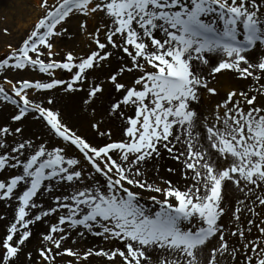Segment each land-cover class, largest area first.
Wrapping results in <instances>:
<instances>
[{
	"label": "snow or ice",
	"instance_id": "6c2138e0",
	"mask_svg": "<svg viewBox=\"0 0 264 264\" xmlns=\"http://www.w3.org/2000/svg\"><path fill=\"white\" fill-rule=\"evenodd\" d=\"M39 7L32 28L0 58V70L31 67L49 76L15 83L5 77L8 90L0 85V100L13 108L10 123L0 126V170L15 171L0 178V201L13 207L0 234V264H86L92 256L107 264H219L217 254L229 252L227 237L246 239L231 227L241 200L234 201L230 227L220 223L228 211L225 185L253 200L248 185H259L264 209V100L256 103L264 96V0H40ZM73 18L94 47L55 59V40L68 35ZM250 50L258 53L252 60ZM55 70L67 71L68 79ZM224 80L249 83L221 95ZM257 81L258 91L252 90ZM80 88H86L84 104L105 91L118 94L106 114L125 121L121 138L112 139L98 121L90 124L93 142L62 120L52 95L47 106L29 96ZM202 98L207 106H200ZM29 116L40 121L41 136L24 138L22 121ZM10 135L20 138L14 146ZM165 155L180 162V178L191 183L159 176ZM154 162L159 183L147 176ZM134 189L160 194L148 197L159 205L154 213ZM36 222L46 230L33 260L26 245ZM258 231L261 236L239 245L243 264H264V226ZM88 235L110 246H62L66 238Z\"/></svg>",
	"mask_w": 264,
	"mask_h": 264
},
{
	"label": "rangeland",
	"instance_id": "374dc122",
	"mask_svg": "<svg viewBox=\"0 0 264 264\" xmlns=\"http://www.w3.org/2000/svg\"><path fill=\"white\" fill-rule=\"evenodd\" d=\"M39 2L40 0H0V58H2L7 53V45L11 43L13 47H15L18 42L26 35V33L32 28L37 17L42 14V9H40L39 7ZM51 2L52 0H49V3ZM261 13L264 14V9H261ZM92 27L93 25L90 22L88 24V31H92ZM5 28L8 30L7 33L3 31V29ZM90 47H94V45L91 43V37L87 34V32H81L78 29L77 19L73 18L69 21L68 35L63 36L62 38H56L55 40L54 51L58 54L54 58L61 59L64 52L68 50L73 51L74 54L86 52ZM54 74L56 77L63 78L65 80H67L69 76V73L67 71L60 70H55ZM5 77H7L8 79H12L14 83L19 79H29L30 81L40 79L43 81L49 78L47 74H42L38 69H33L31 67H26V69L22 70H17L15 68H12L11 70H0V85L4 86L6 90H8L9 86L4 79ZM100 79L103 80V76H101ZM123 79H127V76L125 75ZM232 85L233 84L230 83L228 84L229 87L223 88L221 90V84H219L221 95L224 94V90L230 89ZM85 91L86 88H80L77 89V91L73 94L65 95L62 91L53 92L50 90H44L37 93L30 92L29 96L30 98L38 100L44 103L45 106H47V96L52 95L55 99V107L59 109L62 120L66 122L68 126L77 131L78 134L86 136L93 142H96L97 138L95 136V132L91 129L90 124L92 122L98 121L102 122V130L111 129L112 139L121 138V129L125 121L122 118L117 119L115 116L110 117L106 114V109L108 108L110 100L112 99V97L118 98V94L112 93V96H110L108 91H105V93L98 97L94 102L89 101L88 104H84L82 101L86 99ZM213 99L216 98L213 97ZM256 103L259 104L260 100L257 99ZM207 104L208 102L204 98H202L200 101V106H207ZM122 110L126 111L125 115L133 114L131 108H123ZM12 112V106L0 100V126L6 123H10L9 116ZM205 115H207V113H205ZM22 124L24 128V138L26 139L30 138L32 134H35L37 137L43 134L44 129L41 126L40 121L33 119L32 116L24 119L22 121ZM12 126L15 127L17 125L13 124ZM19 139V137H14L11 135L9 136V142L12 143L13 146L15 142L19 141ZM148 172L154 175L150 177L148 176L150 182H160L159 177L153 170L149 169ZM11 174H15V171L10 169L0 170V178H5L7 176H10ZM167 176L168 174L162 175V177L165 178H168ZM258 186L259 185H248L249 188L254 189V195L256 197L257 205L254 206L252 204L255 200H253L252 202H248V216L249 219L253 220V225L249 226L246 223V239L243 240L242 244L253 241L255 237L262 235L259 233L258 227L264 226V209H262L260 204L257 202L259 197L261 196V190ZM231 187L234 188V186ZM134 190L141 192L140 203H143L142 205L146 203L149 204L148 206H151V208L159 207L158 204H154L151 200L148 199V197L152 195L159 196L160 194L141 189ZM44 204H48L47 199L44 200ZM0 213L5 214V217L3 219H0V234H2L4 231V225L7 224L13 216V207H6L4 202L0 201ZM41 225L44 226L42 222H36L32 227V237L30 239L31 241L29 240L31 243L34 240H37V242H40L41 244L44 243L39 238V234L46 229H43ZM112 243L115 244L116 242L113 241ZM102 245L106 248L110 246L104 241L102 242ZM73 249L77 250L76 248ZM35 250L33 253V260H35L36 256ZM241 251H243V249H241ZM67 259H69V257L65 254L64 260ZM57 262H60V260L58 259ZM105 262L106 259L98 257L97 260H95L91 264H102Z\"/></svg>",
	"mask_w": 264,
	"mask_h": 264
},
{
	"label": "bare ground",
	"instance_id": "6f19581e",
	"mask_svg": "<svg viewBox=\"0 0 264 264\" xmlns=\"http://www.w3.org/2000/svg\"><path fill=\"white\" fill-rule=\"evenodd\" d=\"M217 26L218 27H222V25L217 22ZM262 28H264V24L260 25ZM238 30L240 31V33L243 32V26L242 24H240L238 22ZM242 34L240 36H238V39H242ZM257 46H258V42H257ZM258 55L257 51H248L247 56L250 60L256 58ZM232 83V87H240L244 84L249 83V81H244V80H239V81H221V90L223 88L229 87L228 84ZM261 83V81H257V82H252L251 84V88L253 90H257L258 91V84ZM258 99L260 100V102L262 100H264V96H259ZM194 107H197V105H193ZM126 112V111H124ZM127 115V114H126ZM179 147V146H177ZM159 176L162 175H166L168 174V178L170 179L173 183H177L179 185H184L185 183H191V181H186L184 179L180 178V170H181V164L180 162H177L175 160L169 159L166 157V155L164 157H162L159 161ZM154 163L152 164H148L147 167L152 170L154 168ZM168 168H175L176 172L175 173H169L167 171H165ZM155 172V171H154ZM147 176H154L151 173L147 172ZM259 187V186H258ZM146 193V192H144ZM223 195H224V200H223V206L228 209V211H226L224 214H222V217L220 218V223L223 224L225 229H228L230 227L229 225V221L232 220V217L230 215V212L236 207L234 201L235 200H241L243 202V206H241V214L239 215L238 219L232 220V224L231 227H235V228H239L240 230H242L245 235H246V220L249 219L248 216V202H252L253 199L250 196H246V195H241L236 189L235 187H231L230 185H225L224 189H223ZM143 204V203H142ZM254 206L257 205L256 200L252 203ZM149 204H144L145 208L149 211V212H155L156 209L158 207L155 208H151V206H148ZM43 229L45 228V225H41ZM42 229V230H43ZM229 239V252L224 253V254H220L218 253V260H219V264H232L233 261H238L239 264H243V261L240 258L239 252H241V248H239V245L242 244L244 239H240L238 236H236L235 234H233L230 237H227ZM31 241V240H30ZM28 241L26 248L28 250H31L34 253L35 248H38L40 246V242L38 243L37 240L32 241V243ZM102 240L100 238H97L95 236L92 235H88L82 239H79L77 241H75L73 243L72 240L70 239H65L63 241V247H72V248H76L78 251L81 249H86L89 246H103L102 245ZM213 243H215V241H213ZM65 244V245H64ZM232 248H236L237 249V255L232 256L231 255V249ZM21 258L23 259V253H21ZM97 256H92L91 259H89L86 264H91L93 263L95 260H97ZM201 258L200 254H198V259ZM57 264H60V262H57ZM102 264H107V261L105 263Z\"/></svg>",
	"mask_w": 264,
	"mask_h": 264
}]
</instances>
